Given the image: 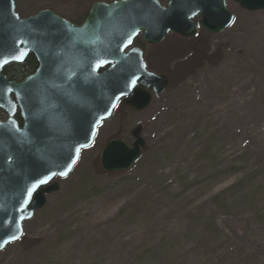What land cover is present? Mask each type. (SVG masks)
Masks as SVG:
<instances>
[{"label": "rangeland", "instance_id": "1", "mask_svg": "<svg viewBox=\"0 0 264 264\" xmlns=\"http://www.w3.org/2000/svg\"><path fill=\"white\" fill-rule=\"evenodd\" d=\"M15 4L57 14V0ZM227 6L221 33L140 41L166 90L142 111L117 106L0 264H264V9ZM137 125L141 156L103 171L102 146L131 144Z\"/></svg>", "mask_w": 264, "mask_h": 264}, {"label": "water", "instance_id": "2", "mask_svg": "<svg viewBox=\"0 0 264 264\" xmlns=\"http://www.w3.org/2000/svg\"><path fill=\"white\" fill-rule=\"evenodd\" d=\"M181 1L185 9L196 2L204 11L201 25L212 34L234 18L225 0H216L215 7L209 0ZM237 1L251 11L264 9V0ZM175 15L156 0H121L95 4L86 21L74 26L50 10L20 18L14 0H0V109L7 115L0 119V250L22 236L23 222L59 189L54 179L71 172L121 100L141 111L151 102L150 89L155 95L165 91L168 78L148 70L142 51L129 47L139 33L152 44L170 31L196 34V12L184 15L183 23L171 21ZM30 53L37 69L21 80L8 79L4 68ZM100 60L109 63L97 69ZM142 132V125L132 130L131 145L110 139L100 151L102 169H130L146 145Z\"/></svg>", "mask_w": 264, "mask_h": 264}, {"label": "flooded vegetation", "instance_id": "3", "mask_svg": "<svg viewBox=\"0 0 264 264\" xmlns=\"http://www.w3.org/2000/svg\"><path fill=\"white\" fill-rule=\"evenodd\" d=\"M117 1H121V0H57V17H60V18H63L65 20L69 21L74 26H80L86 21V19L88 18L89 14L91 12L92 7L95 4H97V3L112 4V3H115ZM156 1L159 3V5L162 8L169 9V12L176 14L174 17L171 18V21H173V22L183 23L184 20H182V19L184 18V15H187L191 12H196V15L194 17H191V20L194 22H197V24H198L197 34L200 30H204L201 27V21L204 19V17H203L204 11L200 8L197 9L195 7L196 2L191 1L190 3H192L193 6L187 7V9H185L184 7H181V4L183 2L181 0H156ZM233 1L238 4L237 0H233ZM186 2H188V0ZM208 2L212 7L216 6V0H209ZM139 5L141 7V2ZM225 5L228 8L227 0H225ZM57 27H60V26H57ZM169 34H172L181 40H191V39L194 40V38L196 36L195 35L193 37H184V36L177 34V33H174V32H169ZM140 41L147 43V44H150V45L160 44V43H157V44L148 43L142 38L141 34H138L135 36V38L133 40V45L141 48L140 47ZM141 50L143 51L142 48H141ZM143 53H144V51H143Z\"/></svg>", "mask_w": 264, "mask_h": 264}, {"label": "trees", "instance_id": "4", "mask_svg": "<svg viewBox=\"0 0 264 264\" xmlns=\"http://www.w3.org/2000/svg\"><path fill=\"white\" fill-rule=\"evenodd\" d=\"M38 63L33 54H30L22 64H11L4 68V72L10 79H19L33 72ZM1 113V112H0ZM20 120V117H17Z\"/></svg>", "mask_w": 264, "mask_h": 264}, {"label": "snow or ice", "instance_id": "5", "mask_svg": "<svg viewBox=\"0 0 264 264\" xmlns=\"http://www.w3.org/2000/svg\"><path fill=\"white\" fill-rule=\"evenodd\" d=\"M83 35L84 34H81V39H83ZM129 42H131V38L129 37ZM19 43H24V41H20ZM126 46V45H125ZM14 59H19V57H13ZM4 63H7V61H3ZM106 63H109V61H106V60H100L99 61V63H97L96 65H95V67L98 69V68H100L101 66H103L104 64H106ZM62 174H66V173H62ZM15 238V237H14Z\"/></svg>", "mask_w": 264, "mask_h": 264}, {"label": "bare ground", "instance_id": "6", "mask_svg": "<svg viewBox=\"0 0 264 264\" xmlns=\"http://www.w3.org/2000/svg\"><path fill=\"white\" fill-rule=\"evenodd\" d=\"M263 32V31H262Z\"/></svg>", "mask_w": 264, "mask_h": 264}]
</instances>
